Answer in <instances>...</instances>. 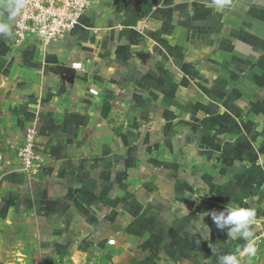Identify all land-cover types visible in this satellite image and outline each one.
Masks as SVG:
<instances>
[{"label":"crops","instance_id":"1","mask_svg":"<svg viewBox=\"0 0 264 264\" xmlns=\"http://www.w3.org/2000/svg\"><path fill=\"white\" fill-rule=\"evenodd\" d=\"M228 204L253 258L207 215ZM263 218L264 0H95L58 44L0 35V264H259Z\"/></svg>","mask_w":264,"mask_h":264},{"label":"built area","instance_id":"2","mask_svg":"<svg viewBox=\"0 0 264 264\" xmlns=\"http://www.w3.org/2000/svg\"><path fill=\"white\" fill-rule=\"evenodd\" d=\"M95 0H22L20 15L11 25L16 42H35L47 46L58 44L79 25L81 17ZM36 124L26 127L21 142L16 147L19 168L29 176L41 170L43 159L36 150ZM264 235V218L260 221ZM259 264H264V256Z\"/></svg>","mask_w":264,"mask_h":264},{"label":"clouds","instance_id":"3","mask_svg":"<svg viewBox=\"0 0 264 264\" xmlns=\"http://www.w3.org/2000/svg\"><path fill=\"white\" fill-rule=\"evenodd\" d=\"M23 7L22 0H10L5 5L6 17L0 20V35L11 37L10 31L12 22L20 15ZM215 223L217 229L224 230L227 228L229 239H242L249 241L242 249V255L253 258L257 255V247L253 241L254 233L252 224L255 218V211L250 208H244L228 204L224 210L207 213ZM218 264H241L237 254H225L218 257Z\"/></svg>","mask_w":264,"mask_h":264},{"label":"water","instance_id":"4","mask_svg":"<svg viewBox=\"0 0 264 264\" xmlns=\"http://www.w3.org/2000/svg\"><path fill=\"white\" fill-rule=\"evenodd\" d=\"M138 3H141L142 1H145V0H136ZM152 1V3H154L156 0H151ZM222 210H224V208H221V210L220 211H222Z\"/></svg>","mask_w":264,"mask_h":264},{"label":"trees","instance_id":"5","mask_svg":"<svg viewBox=\"0 0 264 264\" xmlns=\"http://www.w3.org/2000/svg\"><path fill=\"white\" fill-rule=\"evenodd\" d=\"M144 10H146V6L145 5L142 6V11H144Z\"/></svg>","mask_w":264,"mask_h":264}]
</instances>
